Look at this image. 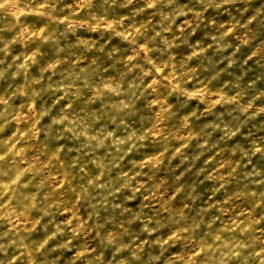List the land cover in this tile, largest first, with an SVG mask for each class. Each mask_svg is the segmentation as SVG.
<instances>
[{"label": "clouds", "instance_id": "clouds-1", "mask_svg": "<svg viewBox=\"0 0 264 264\" xmlns=\"http://www.w3.org/2000/svg\"><path fill=\"white\" fill-rule=\"evenodd\" d=\"M0 264H264V0H0Z\"/></svg>", "mask_w": 264, "mask_h": 264}]
</instances>
